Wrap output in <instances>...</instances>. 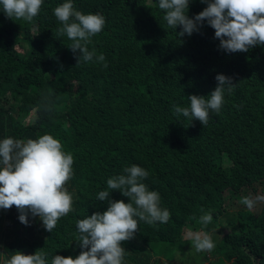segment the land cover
Here are the masks:
<instances>
[{"label": "trees", "instance_id": "1", "mask_svg": "<svg viewBox=\"0 0 264 264\" xmlns=\"http://www.w3.org/2000/svg\"><path fill=\"white\" fill-rule=\"evenodd\" d=\"M61 2L44 0L30 21L0 12V137L49 133L73 156L65 182L72 210L51 232L38 216L23 224L14 205L0 208L3 258L16 250L45 252L48 261L55 254L74 258L81 251L76 220L103 211L107 200L96 193L108 177L137 164L170 215L164 223L138 221L120 242L123 264H264V208L249 211L239 202L264 196V42L226 52L206 23L179 36L157 0H73L77 10L105 17L86 45L104 60L76 62L52 12ZM205 6L190 0L186 14ZM217 73L232 77V91L206 124L174 114L189 94L207 95ZM109 198L128 200L115 189ZM205 211L212 218L202 226ZM188 226L229 231L217 249L196 251L183 238Z\"/></svg>", "mask_w": 264, "mask_h": 264}, {"label": "clouds", "instance_id": "2", "mask_svg": "<svg viewBox=\"0 0 264 264\" xmlns=\"http://www.w3.org/2000/svg\"><path fill=\"white\" fill-rule=\"evenodd\" d=\"M44 0H0V12L9 18L32 20ZM206 6L189 17L190 0H157L166 24L180 30L179 36L191 35L202 23L214 29L219 48L226 52L247 51L264 42V0H202ZM61 22L58 32L71 41L68 47L77 54V61H103L102 53L86 45L105 24L101 13H83L73 7V0H62L52 9ZM216 86L207 94H189L186 107L173 106L176 115L199 120L203 125L210 112H218L225 93L232 91V77L215 75ZM73 156L63 150L58 138L44 133L36 138L0 137V208L14 205L17 219L29 223V216H38L46 231L51 232L58 218L72 210L73 193L65 182L73 175ZM148 171L137 165L125 166L122 173L110 176L106 188L96 193V199L107 200L103 211H95L77 219L75 228L81 251L74 258L55 254L50 261L42 251L24 253L14 251L7 259L0 252V264H123L121 241L134 235L138 221L147 224L164 223L169 211L159 205L160 196L143 182ZM119 190L127 202L109 198V190ZM239 202L249 211L264 208V196L242 195ZM205 211L199 217L202 226L211 220ZM187 240L186 238H184ZM189 239L196 251H211L215 242L208 232L190 231ZM86 249V250H85Z\"/></svg>", "mask_w": 264, "mask_h": 264}, {"label": "rangeland", "instance_id": "3", "mask_svg": "<svg viewBox=\"0 0 264 264\" xmlns=\"http://www.w3.org/2000/svg\"><path fill=\"white\" fill-rule=\"evenodd\" d=\"M32 57L37 58V56H35V55H33ZM225 199H226L225 203L229 204L231 202L229 195H226ZM190 231H200V230L188 226L185 230L183 238H189V232ZM227 231H229V228H225V232H227ZM225 232H221V231L217 230L216 232L209 234L215 242V246L213 249H217V246L220 244L221 240L223 239Z\"/></svg>", "mask_w": 264, "mask_h": 264}]
</instances>
